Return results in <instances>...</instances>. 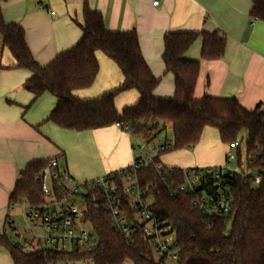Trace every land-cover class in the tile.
<instances>
[{
	"label": "trees",
	"instance_id": "trees-1",
	"mask_svg": "<svg viewBox=\"0 0 264 264\" xmlns=\"http://www.w3.org/2000/svg\"><path fill=\"white\" fill-rule=\"evenodd\" d=\"M6 1L0 0V38L15 61L12 69L30 73L24 89L33 95L34 102L45 94L55 98L56 106L47 123L74 133L116 126L144 143L170 128L174 145L168 152L193 150L208 129L216 131L227 148L235 141L245 143L246 169L239 148L237 161L241 173L228 183L231 212L225 216H206L194 207L195 196L172 191L171 185L177 188L184 182V175L182 169L170 172L165 167V174L161 175L155 165L161 164L159 158L163 154L134 175L140 188L148 192L153 215L175 236L180 248L177 264H264V109L258 106L249 111L235 98L195 97L201 61L223 59L225 35L219 31L167 33L162 60L166 71L174 77L175 92L172 97L159 98L155 90L160 80L145 62L136 31L109 32L101 14L85 2L79 25L81 40L42 66L34 59L23 28L5 21L2 3ZM250 1L251 21L264 22V0ZM198 40H202L201 61L189 60L186 55ZM99 54L119 70L122 82L95 98L82 99L77 94L92 89L98 79ZM129 91L139 94L138 102L118 110L117 98ZM51 161L33 162L20 172L10 197V209L24 199L33 206L43 202L39 180ZM256 176L260 177L259 182ZM53 188L57 198L67 195L58 181H54ZM90 200L87 198L85 218L96 236L93 248L70 255L52 250L25 254L4 233H0V248L9 252L13 264H169L154 257L140 225L134 227L133 238L127 241L112 230L109 214L90 207ZM129 215L134 219L132 212Z\"/></svg>",
	"mask_w": 264,
	"mask_h": 264
},
{
	"label": "crops",
	"instance_id": "crops-1",
	"mask_svg": "<svg viewBox=\"0 0 264 264\" xmlns=\"http://www.w3.org/2000/svg\"><path fill=\"white\" fill-rule=\"evenodd\" d=\"M85 2L101 14L109 32L136 31L145 62L160 80L157 97H172L175 92L174 77L162 60L165 35L219 31L227 38L222 60L201 61L202 40L186 55L189 60L201 61L195 97L235 98L249 111L258 106L264 109V22L251 21L250 0H7L2 11L7 23L23 28L34 59L46 66L81 40L79 25ZM98 60V79L92 89L77 94L82 99L95 98L122 82L119 70L107 58L99 54ZM14 66L0 38L1 234L7 232V220L13 221L17 207L10 209V197L20 172L29 164L57 160L60 166L65 160L60 168L74 181L86 182L144 160L136 159L134 139L119 127L74 133L47 123L56 106L55 98L45 94L34 102L33 95L24 89L30 73L12 69ZM138 100L139 94L129 91L117 98L116 107L122 110ZM226 153L227 146L208 129L193 150L174 151L165 156V164L159 159L169 169H201L224 165ZM0 264H13L4 248H0Z\"/></svg>",
	"mask_w": 264,
	"mask_h": 264
},
{
	"label": "built area",
	"instance_id": "built-area-1",
	"mask_svg": "<svg viewBox=\"0 0 264 264\" xmlns=\"http://www.w3.org/2000/svg\"><path fill=\"white\" fill-rule=\"evenodd\" d=\"M158 4V1L153 3L154 6ZM171 148V145L154 148L150 150L148 158L86 182L75 183L70 174L60 168L58 161H51L39 180L42 185L43 202L33 206L24 199L19 205L23 209V218L27 226L25 233L15 228L10 218L7 220L8 229L16 236V244L25 254H32L38 250H52L70 255L93 248L96 236L92 224L85 218L89 207L87 198H90V207L109 214L111 228L117 235L131 241L134 227L140 225L154 257L169 264H177L180 248L175 236L153 215L148 192L140 188L134 175L138 169L153 164L161 154ZM239 148H241L239 141L230 144L225 164L220 167L182 169L184 182L177 188L172 184L171 190L195 196L194 207L206 216L228 215L231 212L228 183L235 174H238L232 168V164L238 160ZM155 167L161 175L165 174L162 164H156ZM169 171L173 172L172 169ZM255 180L259 182L260 177L256 176ZM54 181L60 183L67 195L57 198L53 188ZM77 201H80V204H77ZM129 212L134 214V219Z\"/></svg>",
	"mask_w": 264,
	"mask_h": 264
},
{
	"label": "rangeland",
	"instance_id": "rangeland-1",
	"mask_svg": "<svg viewBox=\"0 0 264 264\" xmlns=\"http://www.w3.org/2000/svg\"><path fill=\"white\" fill-rule=\"evenodd\" d=\"M214 133H217V132L214 131ZM217 138H218V134H217ZM133 144L136 147V152H137L136 153V159H140V158L146 159L149 156L150 150H153L154 148H158L161 145H165V144H169V145L173 146L174 145V139H173L172 131L169 129V130H166L165 132L161 133L159 136H157V138H155L154 140H152L149 143H144L139 139H134ZM241 151H242L243 168L246 169V161H245L246 160L245 159L246 146H245V143H243L241 145ZM173 152L170 151V152H167V153L160 156L163 163H164V160L167 163V160H166L167 158H165V156L166 155L170 156L171 153H173ZM64 165H65V160H61L60 161V167L63 168ZM232 168L235 170L236 173H241V169L239 167L238 161H235L232 164ZM75 183H76V181H75ZM73 184H74V182H73ZM77 204H80V201H77ZM13 221H14L13 226L16 227L21 233L24 234L27 226L24 222L22 207L17 206V208L13 211ZM6 235L8 236V238L12 242H16V236L10 229H7ZM126 264H131V263L128 262Z\"/></svg>",
	"mask_w": 264,
	"mask_h": 264
}]
</instances>
